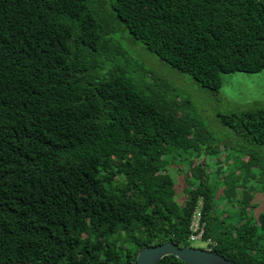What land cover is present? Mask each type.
Listing matches in <instances>:
<instances>
[{
    "label": "trees",
    "instance_id": "obj_1",
    "mask_svg": "<svg viewBox=\"0 0 264 264\" xmlns=\"http://www.w3.org/2000/svg\"><path fill=\"white\" fill-rule=\"evenodd\" d=\"M113 8L149 51L214 93L224 75L264 71V0ZM112 44L89 0H0V264H136L146 247H188L200 207L211 251L264 264V213L254 217L236 187L217 198L202 171L176 199L169 168L204 153L184 119L119 62L85 84L92 57L109 61ZM222 122L264 145V108ZM249 159L244 179L263 180Z\"/></svg>",
    "mask_w": 264,
    "mask_h": 264
},
{
    "label": "rangeland",
    "instance_id": "obj_2",
    "mask_svg": "<svg viewBox=\"0 0 264 264\" xmlns=\"http://www.w3.org/2000/svg\"><path fill=\"white\" fill-rule=\"evenodd\" d=\"M114 2L115 0H89L91 10L113 40V48L104 51V54H109V61L99 56L92 57L85 84L103 80L110 68L118 62L127 67V73L140 86L148 87H143L145 93L151 94L166 111L184 119L192 129L193 136L198 139L194 141V146H200L199 149L204 152L199 157L193 153L194 158L186 153L192 158L183 157L177 165L169 168L176 184L178 202L183 203L186 198L185 179L189 178L191 183H200V177L196 174L204 171L205 181L213 188L217 198L227 197L225 191L234 186L242 199L256 204L252 215L259 217L264 213V179H251L248 183L243 177L247 176L248 169L243 165L248 157L260 160V166L251 172L259 175L261 166L264 165V145L247 141L226 126L222 118L264 108V71L257 74L224 75L221 91L214 93L188 74L163 62L134 38L126 24L117 18ZM209 148L213 153L207 152ZM225 208L226 204H221V210ZM210 244L211 241L205 240L188 242L189 247L205 250H210Z\"/></svg>",
    "mask_w": 264,
    "mask_h": 264
},
{
    "label": "water",
    "instance_id": "obj_3",
    "mask_svg": "<svg viewBox=\"0 0 264 264\" xmlns=\"http://www.w3.org/2000/svg\"><path fill=\"white\" fill-rule=\"evenodd\" d=\"M168 256H174L186 264H237L211 250L189 246L181 248L173 242L144 248L136 264H159Z\"/></svg>",
    "mask_w": 264,
    "mask_h": 264
},
{
    "label": "built area",
    "instance_id": "obj_4",
    "mask_svg": "<svg viewBox=\"0 0 264 264\" xmlns=\"http://www.w3.org/2000/svg\"><path fill=\"white\" fill-rule=\"evenodd\" d=\"M202 218V207H200L196 211L191 225L192 235L189 241L193 243L197 240H204L205 224L203 223Z\"/></svg>",
    "mask_w": 264,
    "mask_h": 264
}]
</instances>
